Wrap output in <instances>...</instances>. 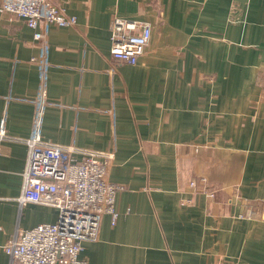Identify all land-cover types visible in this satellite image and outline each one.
<instances>
[{
  "label": "crops",
  "instance_id": "0c3cea01",
  "mask_svg": "<svg viewBox=\"0 0 264 264\" xmlns=\"http://www.w3.org/2000/svg\"><path fill=\"white\" fill-rule=\"evenodd\" d=\"M54 1L77 24L47 27L48 97L63 106L46 109L43 137L112 151L110 180L122 187L116 223L105 213L80 257L264 264V0ZM116 15L152 24L137 64L111 54ZM34 31L0 14V264L18 227L59 216L19 202L41 86Z\"/></svg>",
  "mask_w": 264,
  "mask_h": 264
},
{
  "label": "built area",
  "instance_id": "2783aa9c",
  "mask_svg": "<svg viewBox=\"0 0 264 264\" xmlns=\"http://www.w3.org/2000/svg\"><path fill=\"white\" fill-rule=\"evenodd\" d=\"M3 13L23 18L35 30L34 38L43 49L40 57L32 58L38 64L41 86L32 99L35 104L32 133L23 139L28 145V157L20 206L36 203L52 206L59 212L56 222H42L26 229L18 227L4 249L10 264H89L80 257L83 241L98 238L100 221L105 213L111 214L113 224L119 217L115 200L122 187L110 180L114 153L57 144L44 139L42 133L46 109L53 105L63 106L48 97L47 27L50 24L75 25L77 17L54 0H0V14ZM40 25L44 26L42 30L38 29ZM110 31L113 58L137 64L151 40V22L116 15ZM6 135L2 125L0 141ZM190 185L197 187L198 182L194 180ZM207 192L210 196L215 195L213 190Z\"/></svg>",
  "mask_w": 264,
  "mask_h": 264
}]
</instances>
